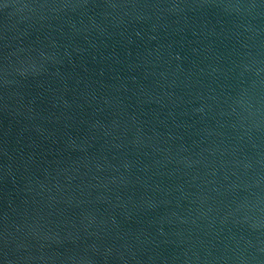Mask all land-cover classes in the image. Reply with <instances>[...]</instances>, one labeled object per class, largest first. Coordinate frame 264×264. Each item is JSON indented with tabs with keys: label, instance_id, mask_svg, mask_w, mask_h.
<instances>
[{
	"label": "water",
	"instance_id": "obj_1",
	"mask_svg": "<svg viewBox=\"0 0 264 264\" xmlns=\"http://www.w3.org/2000/svg\"><path fill=\"white\" fill-rule=\"evenodd\" d=\"M0 264H264V0H0Z\"/></svg>",
	"mask_w": 264,
	"mask_h": 264
}]
</instances>
